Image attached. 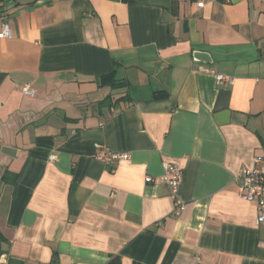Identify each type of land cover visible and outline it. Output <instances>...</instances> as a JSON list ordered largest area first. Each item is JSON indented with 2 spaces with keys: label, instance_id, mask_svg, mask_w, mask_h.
I'll list each match as a JSON object with an SVG mask.
<instances>
[{
  "label": "crops",
  "instance_id": "1",
  "mask_svg": "<svg viewBox=\"0 0 264 264\" xmlns=\"http://www.w3.org/2000/svg\"><path fill=\"white\" fill-rule=\"evenodd\" d=\"M2 145L0 264H264L235 181L264 164V2L0 0Z\"/></svg>",
  "mask_w": 264,
  "mask_h": 264
},
{
  "label": "built area",
  "instance_id": "2",
  "mask_svg": "<svg viewBox=\"0 0 264 264\" xmlns=\"http://www.w3.org/2000/svg\"><path fill=\"white\" fill-rule=\"evenodd\" d=\"M16 1V0H14ZM264 2V0H261ZM203 3H199L202 5ZM2 35L5 37L11 36V29L8 23H4L2 27ZM203 71H209L208 68L202 67ZM215 77L218 83L232 82L233 78L229 75L221 73H215ZM23 93L25 95L33 96L35 91L29 84L23 87ZM97 154L96 157L104 162L110 163L114 160H120L128 158L129 153H113L103 148L101 144H96ZM57 155H50V160L55 161ZM255 166L248 167L243 166L239 169L236 175V183L238 185L239 193L247 201L256 204L258 216L257 222L264 223V164L261 158H257ZM163 173L160 176V181L167 183L171 188V195L175 201L174 214L179 216L185 209V202L179 197V190L183 180L182 168L173 161L165 160L162 163ZM146 182H153L155 179L151 176L145 177Z\"/></svg>",
  "mask_w": 264,
  "mask_h": 264
},
{
  "label": "water",
  "instance_id": "3",
  "mask_svg": "<svg viewBox=\"0 0 264 264\" xmlns=\"http://www.w3.org/2000/svg\"><path fill=\"white\" fill-rule=\"evenodd\" d=\"M194 56L197 60L203 61L205 63H212L211 55L204 51H196ZM2 154L7 155L9 157H16L17 156V149L8 145H2L0 148ZM55 264H57L58 259L54 258Z\"/></svg>",
  "mask_w": 264,
  "mask_h": 264
},
{
  "label": "trees",
  "instance_id": "4",
  "mask_svg": "<svg viewBox=\"0 0 264 264\" xmlns=\"http://www.w3.org/2000/svg\"><path fill=\"white\" fill-rule=\"evenodd\" d=\"M116 69H112L108 74L104 75L102 77V80L105 84H110L112 86H119L122 85L121 83L118 82V80L115 77Z\"/></svg>",
  "mask_w": 264,
  "mask_h": 264
}]
</instances>
